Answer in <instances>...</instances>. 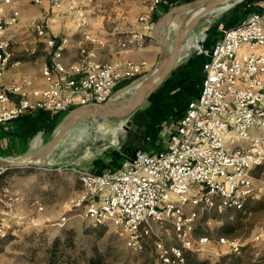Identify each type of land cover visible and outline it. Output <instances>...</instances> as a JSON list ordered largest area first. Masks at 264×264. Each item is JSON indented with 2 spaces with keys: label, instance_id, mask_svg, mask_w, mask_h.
Instances as JSON below:
<instances>
[{
  "label": "built area",
  "instance_id": "obj_1",
  "mask_svg": "<svg viewBox=\"0 0 264 264\" xmlns=\"http://www.w3.org/2000/svg\"><path fill=\"white\" fill-rule=\"evenodd\" d=\"M26 1L45 2L0 0V77L13 62L8 33L19 26V5ZM49 1L47 18L30 22L49 51L43 67L47 87L34 89L31 96L16 82L0 87V123L32 111L68 113L78 106L106 103L119 83L144 73L145 62H105L100 50L107 42L117 52L145 48L162 0L147 1V9L139 15L140 31L111 41L88 29L81 1ZM258 6L235 25L220 24L221 36L213 46H206L208 34L203 32L192 47L207 58L201 91L188 102L165 148L152 152L141 147L134 156L122 153L120 165L101 172L73 168L82 184V196L74 200V208L92 225L113 229L132 251L143 250L154 226L171 222L180 242L166 246L156 240L157 257L164 264H185L186 249L205 252L212 240L210 235L195 234L200 211H243L250 199L264 198V175L256 176L264 167V1ZM64 9L80 29L81 38L51 27V18ZM74 50L78 58L66 63ZM254 128L260 134L254 135ZM14 199V193L0 189V252L22 224L14 214ZM36 203L38 209L44 208L43 203ZM259 233L264 235V224ZM217 242L231 253L242 252L238 238L220 236Z\"/></svg>",
  "mask_w": 264,
  "mask_h": 264
},
{
  "label": "rangeland",
  "instance_id": "obj_2",
  "mask_svg": "<svg viewBox=\"0 0 264 264\" xmlns=\"http://www.w3.org/2000/svg\"><path fill=\"white\" fill-rule=\"evenodd\" d=\"M263 1L254 0L243 6L239 3L228 10L215 12L214 18L203 19L195 27L187 42L195 39L193 46H196L203 32L208 34V40L210 37L218 39L221 36L220 24L230 27L233 23L242 21L257 11L258 3ZM33 9L39 12L41 7L31 3L21 6L22 19L19 31L24 35H28L29 31L26 26H22L23 21L28 22L29 17L34 15L30 12ZM153 39L156 41L154 37ZM156 42L160 51L161 47L158 41ZM194 53L195 50L190 48L182 51L181 55ZM156 107L157 104L154 105L153 101L148 99L128 119L107 120L99 125L83 122L51 155L48 166L10 170L0 177L1 190L8 195L17 193L16 195L25 197V204L20 210L22 211L20 221H24L23 230L3 252L1 250V264H72V262L81 264L95 256L101 257L104 264H164L157 257L155 241L163 240L166 246L180 242L171 222L154 226L152 236L147 239L143 250L134 252L127 240L116 234L113 229L92 225L81 215V210L74 208V203L82 193L74 199L64 193L65 187L71 181L69 176L77 175L74 167L87 170L93 168L96 159L110 160L116 152L121 154L125 147L132 149L143 147L148 134L138 126L133 129L131 125L146 123L145 121H149L152 116L153 120H161L165 113L153 112ZM168 116L169 113L166 118ZM123 123H126V127L121 129ZM41 135L39 144L49 139ZM72 141L75 145L70 148ZM262 172H257L256 176H263ZM25 173L30 175L27 181L12 179L13 176ZM37 198H41L44 206L42 210L34 203ZM199 215L196 235H210L212 240L221 235L232 236L238 238L243 245L240 254L231 253L226 247L218 244L213 245V254L216 251L220 253L215 255L217 258L220 257L219 264H264V235L260 236L259 233L260 227L264 224V198L250 199L243 211L234 209L222 213L200 211ZM35 219L36 224H33L31 220ZM28 221H31L30 224ZM206 255L209 254H203ZM209 261L210 264L217 263L214 260L212 262V259Z\"/></svg>",
  "mask_w": 264,
  "mask_h": 264
},
{
  "label": "crops",
  "instance_id": "obj_3",
  "mask_svg": "<svg viewBox=\"0 0 264 264\" xmlns=\"http://www.w3.org/2000/svg\"><path fill=\"white\" fill-rule=\"evenodd\" d=\"M79 1H81L83 13L88 22V29L92 33L108 41H111L113 38H116V36L125 34L126 32L140 31L142 29V23L139 21V15L148 7L146 0ZM183 1L188 2L191 0H162L161 4L156 9L154 23L170 8L176 6L177 4H181L179 2L184 3ZM29 3L31 2H22L19 7L21 8V6H25ZM39 6L41 7L39 12H36L34 9L33 11L31 10L30 12L34 15L29 17L28 22L23 21L24 23L22 26L27 27V31H29L28 35H24L19 31L21 27L20 24L18 27L9 31L8 38L11 41V47L14 51V59L5 74L0 77V87L16 82L22 85L30 96L32 95V91L34 89L38 87H47L46 80L43 75V67L49 60V51L46 48L43 39H41V37H39L31 28L30 22L33 19L42 20L47 18V15L49 14L50 1L45 0V2ZM35 15L39 17H36ZM51 19L50 24L54 31L66 32L74 38H81V31L75 24V21L71 18V14H69L67 9H64ZM150 36L151 37H149L146 47L141 50L117 52L116 50L113 51V44L111 42H107L104 48L100 50V58L101 60L110 63H114L116 61L124 63L129 60L138 64L145 62V65L143 66L144 75L156 66L161 53L157 42L153 39L152 32L150 33ZM216 40L210 37V39L207 40L208 42H206V46H213ZM195 41L192 43L193 45ZM193 45L189 47V43L187 42L183 51L192 48ZM77 58V50H74L71 54L66 56L65 62L71 63ZM206 60L207 58L204 55L197 53H194L193 55L187 54L186 56L181 55L178 63L174 67V70L167 75V77L160 84L159 88L148 98L153 101L154 105L157 104L158 106L153 112L163 111L165 116L159 121L153 120L152 118H150L149 121H145V119H143L146 123L141 122L137 125L138 128L145 130L148 134L147 138L149 139H147L143 148L156 152L168 145V141H170V133L177 125V122L183 114L188 102L193 98H197L200 94L202 80L204 77L203 65ZM134 80L135 79H126L119 83L116 89H123V87L127 86ZM168 113L169 118H166ZM65 114V112L39 110L29 112L17 120L0 123V156H18L19 154H24L33 148L44 144H39L42 138L41 134L49 139L53 137ZM252 133L254 135H258L260 134V131L254 128ZM259 171H263L262 174H264V167L259 168L257 172ZM29 177L30 175H26L25 173V175L13 176L12 179H17L23 182L27 181ZM69 177L71 181L68 184L69 186L67 185L68 187H65L64 193L74 199L82 193V184L81 181H79L78 175H72ZM16 194L14 193L15 203L13 210L14 214L21 218L20 216L22 215V211L20 210L25 204V197L22 195L18 196ZM38 201L41 202V198H37L34 203L37 204L36 202ZM31 221L33 224H36V219ZM31 221H28V223ZM23 224L24 221H22V224L18 227L17 231L15 230L14 234H11L7 238L5 245L2 247V252L8 244L12 243L17 236L20 235L19 232L23 230ZM227 237L234 238L232 236ZM217 244L218 242L216 238L215 240H211L208 245V250L205 252H198L192 249H186L185 251L196 255L198 259H212V262L213 260L214 262H218L220 257L217 258L215 255L220 253L216 251L213 254L212 249V246ZM203 254L209 255L203 256Z\"/></svg>",
  "mask_w": 264,
  "mask_h": 264
},
{
  "label": "water",
  "instance_id": "obj_4",
  "mask_svg": "<svg viewBox=\"0 0 264 264\" xmlns=\"http://www.w3.org/2000/svg\"><path fill=\"white\" fill-rule=\"evenodd\" d=\"M243 1L191 0L170 8L153 27L152 35L158 41L161 53L152 70L119 89L106 103H90L71 109L62 118L53 137L44 144L18 156H0V171L48 166L51 155L81 123L99 125L107 120L122 121L134 115L174 70L195 27L203 19L214 18L215 12L228 10ZM131 127L134 129L137 124L132 123Z\"/></svg>",
  "mask_w": 264,
  "mask_h": 264
},
{
  "label": "trees",
  "instance_id": "obj_5",
  "mask_svg": "<svg viewBox=\"0 0 264 264\" xmlns=\"http://www.w3.org/2000/svg\"><path fill=\"white\" fill-rule=\"evenodd\" d=\"M252 1H254V0H245L241 4L243 6V5H245V4L249 3V2H252ZM179 3H182V2H179ZM257 10H258V8H257ZM235 24H237V22L233 23L232 25H235ZM232 25H230V26H232ZM151 118H153V116ZM138 149L139 148L132 149V148L125 147L122 150V153H126L127 155H130V156H134ZM122 153L120 154L119 152H116L110 158V160H106L105 158L104 159H102V158L101 159L100 158L96 159L94 161L92 170L97 171V172H101L108 166H118V165H120L121 164V159H122ZM8 171H10V170H7V171L3 172L0 175V177L4 176V173H7ZM6 240L4 241L3 245H5ZM184 255H185V258H186L185 264H210V261H209L210 259L200 260V259H198V257L196 255H194L192 253H189V252L187 253V251H184ZM72 264H75V263L72 262ZM81 264H104V261H103V259H101V257L95 256V257H91V258L85 260ZM215 264H219V262H217Z\"/></svg>",
  "mask_w": 264,
  "mask_h": 264
},
{
  "label": "bare ground",
  "instance_id": "obj_6",
  "mask_svg": "<svg viewBox=\"0 0 264 264\" xmlns=\"http://www.w3.org/2000/svg\"><path fill=\"white\" fill-rule=\"evenodd\" d=\"M195 41V39H193L192 41L190 40V42H189V47H191L193 44V42ZM194 47V46H193ZM128 126V125H127ZM126 127V123H123V124H121V129H124ZM71 139V138H70ZM75 145V142L74 141H72L71 143H70V148H72L73 146ZM68 153V152H67Z\"/></svg>",
  "mask_w": 264,
  "mask_h": 264
}]
</instances>
